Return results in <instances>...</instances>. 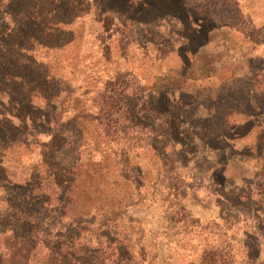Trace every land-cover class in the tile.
Masks as SVG:
<instances>
[{"label":"trees","instance_id":"1","mask_svg":"<svg viewBox=\"0 0 264 264\" xmlns=\"http://www.w3.org/2000/svg\"><path fill=\"white\" fill-rule=\"evenodd\" d=\"M116 4V0L112 3L111 0H0V191L4 194L1 197L3 207H0V236L9 231L10 239L25 246L28 252L39 246L47 251V257L59 264H176L177 259L181 261L178 264H264L259 255L264 252V224L260 222L264 213V193L254 191L256 188L251 182L241 187L248 191L233 195H222L217 189L213 191L212 186H184L177 180L180 175L175 167L182 156H196L202 148L213 149V142L227 146L231 138L228 125L238 129L256 120L252 126L258 129V144L259 140L264 142V115L253 119L251 115L241 114L240 121L231 124L228 121L231 116L226 115L219 130L210 134L206 126L208 120H204L199 127L202 134L197 136L202 148H194L195 152H191L185 146L178 150L174 141L187 142L189 134L185 127L198 130L192 127L193 115L185 117L184 112L174 113L167 97L156 98L163 105L156 108L150 103V109L142 115L151 128L144 130L145 133L139 129L135 138H143L150 142L149 145H126L121 138L126 133L117 124L126 119L121 110L127 107L128 98L122 97L124 85L115 87L118 83L114 79L104 81L93 100L84 104L86 108L81 107L67 118L65 124L73 125V131L47 128L48 123H57L59 114L49 115L35 108L34 97H42L48 107L52 100L47 94L55 85L64 84L58 73H50L45 63L31 57L32 47L43 46L35 31L39 30L48 38L61 37L62 28L78 20L83 25L86 13L90 12L97 17L95 20L104 23L107 18H101L111 17L119 10L120 5ZM62 8L67 11L66 17L70 16L69 21L53 19ZM259 29H253L257 31L253 37L256 47L264 42V28ZM105 33L106 30H102L100 34L105 36ZM98 41L100 47L106 46V40L98 37ZM72 43L71 38L65 39L55 49H47L62 51ZM248 75L247 81L253 89H256L251 82L254 79L260 78L258 85L264 84V58L255 69L250 67ZM84 86L74 84L76 90ZM259 88L254 105L264 110V88ZM66 93L73 94L68 90ZM87 93L88 90H84L75 97L76 101L85 102ZM141 100L137 104L148 103ZM137 104L132 103L133 108ZM86 121L95 122L96 129L87 131ZM155 123L158 127L165 126V130L155 128ZM46 134L48 139L40 142L38 138ZM88 134L90 139L86 137ZM73 138L76 139L74 143ZM28 139L32 144H40L39 166L36 169L33 166L25 180L16 181L2 167V160L15 149L27 151ZM161 141L170 144L169 152L159 155L156 181L148 187L143 180V170L138 163L130 162L129 154L134 150H156L153 146ZM65 147L74 154L72 162L56 159L58 151ZM252 153L261 163L260 173L254 171L253 175L260 177L264 175V147ZM161 179L176 183H167L168 191L164 193L152 192V188L159 187ZM121 183L129 190L110 191L112 186ZM213 186L216 188L217 183ZM201 188L208 191H198ZM45 189L52 191L46 194ZM170 197L173 199L169 200ZM165 201L167 205L161 207V214L157 215L162 222L154 229L152 224L157 219L149 211H153L154 204ZM252 202L259 206L250 211L246 206ZM78 203H82L81 207ZM134 212L138 219L133 217ZM143 219H148L149 224L144 225ZM179 222L181 225L176 228ZM239 222H243L242 227L236 228ZM160 228L161 234L157 236ZM228 230L231 234L226 236ZM192 233L196 236L195 244L189 237ZM179 245L180 252H184L182 255L175 253ZM186 248L191 253L196 252L195 258L185 254ZM21 261L29 263V259Z\"/></svg>","mask_w":264,"mask_h":264},{"label":"rangeland","instance_id":"2","mask_svg":"<svg viewBox=\"0 0 264 264\" xmlns=\"http://www.w3.org/2000/svg\"><path fill=\"white\" fill-rule=\"evenodd\" d=\"M116 2L117 7L120 5L119 10L114 11L111 17L101 18H107L108 21L105 20L104 23L95 20L97 17L90 12L86 13L83 25L78 20L62 28L61 37L48 38L41 35L39 30L35 31L36 38L43 46L32 47L31 57L39 63H45L50 73H58L64 83L55 85L56 87L47 94L52 100L48 107L42 97L33 98L38 112L59 114L57 123H48L47 128L73 131V125L65 124L67 118L76 114L81 107L86 108L84 104L87 105L93 100L98 87L110 79L118 83L115 87L121 83L125 87L122 97L128 98L126 99L128 105L123 106L121 112L126 115V119H121L117 127L126 133L121 138L130 146L149 145L150 142L135 137L139 129L145 133L151 128L149 121L142 115L150 109V103L155 104L156 108L163 105L161 101L156 100L160 97L169 99L174 113L184 112L185 117L187 114L193 115L190 121L192 127L198 130L192 131L185 127L189 134L187 142L183 144L179 139L174 141L177 149L185 146L191 149V152H195L194 148H202L197 136L202 134L199 127L203 125L204 120H208L206 126L210 134L219 130L226 115L231 116L228 119L230 124L240 121L241 114L251 115L253 119L254 116L264 115V110H258L254 105L255 94L259 87L264 88V84L260 86L258 85L260 78L254 79L255 81L251 82L256 89H253L247 81L250 67L255 69L260 59L264 58V42L256 47L253 41L257 32L253 29L264 28V0H116ZM146 4L149 7L145 8ZM64 9L52 14L55 21L71 19L70 16L66 17L67 11H63ZM175 13L178 15L174 16ZM72 14L74 16L75 13ZM102 30H106L105 36L101 35ZM260 31L259 29L258 32ZM98 37L106 40V46H99ZM70 38L73 43L66 45L64 50H54V47L63 40ZM47 47L54 49L49 50ZM117 73H120V77ZM75 83L85 86L76 90ZM86 89L88 90L86 101L81 100V103L76 101L75 97ZM66 90L72 91L73 94L68 95ZM223 97L226 98L219 102ZM139 99L148 103L141 106V103L137 104ZM3 101L5 102L6 98H3ZM132 103L137 106L133 108ZM253 121L238 129L228 125L227 131L229 130L231 138L227 146L213 142L211 150L202 148L196 156L190 154L180 157L177 160L178 164L175 165L180 175L177 179L180 184L191 185L194 188L199 184L204 185L203 187L212 186L213 191L217 189L222 195H233L238 191H248L241 187L251 182L252 187L256 188L254 191L264 193V175L260 177L253 175L254 171H260L261 163L251 152L258 148L262 150L264 147L261 140L258 144V129L252 126ZM84 125L87 131L96 129L95 122L86 121ZM153 126L158 130H165V126L158 127L157 123ZM108 128L110 129V126ZM192 135L195 137L192 138ZM48 137L46 134L38 139L42 142ZM86 137L90 139L89 134ZM72 141L74 143L76 139L73 138ZM27 142L29 144L27 151L23 148L15 149L2 160V167L16 181L25 180L32 167L36 169V166H39L40 144L39 142L32 144L30 139ZM169 146V143L161 141L153 146L156 150H134L129 154L130 162L138 163L143 170V180L149 184L148 187L156 181L160 167L159 155L165 151L169 152ZM135 154L138 155L137 159L134 158ZM73 157L74 154L65 147L58 151L56 159L68 163L72 162ZM37 169L41 170L40 167ZM244 177L246 179H242ZM167 183L170 185L176 182ZM167 183L161 179L159 187L152 188L151 191L164 193L168 191ZM214 183H217L216 188L213 186ZM128 190L129 187L124 183L110 189ZM44 191L50 194L52 190ZM198 191L208 190L201 188ZM3 195V191H0V207H3L1 204ZM81 205L82 203H78L77 206ZM154 205L156 206L152 208L153 211L149 212L154 213L157 219L152 222L156 229L162 222L157 215L161 214V207L167 204L165 201ZM257 206L259 205L252 202L246 207L252 211ZM131 212L130 209L129 213ZM261 216L260 222L264 224V213ZM133 217L138 219L136 212L133 213ZM142 222L144 225L149 224L148 219H143ZM250 222L251 220L247 224ZM180 223H177L176 228L180 227ZM242 223L239 222L236 228H241ZM161 229H157V236H160ZM226 232V236L231 234L229 230ZM193 233L189 237L195 244L196 236ZM10 234L7 231L4 236H0V264H23L22 258L29 259L27 264H59L47 257V251L39 246L28 252L25 246L10 239ZM181 249L179 245L175 253L179 255ZM163 252L161 249L160 254L163 255ZM170 253L173 255L172 251ZM194 253L186 248L185 254L192 259L195 258ZM254 254L255 252L252 253ZM259 255L264 259V252ZM178 262L181 263L178 259L174 261L176 264Z\"/></svg>","mask_w":264,"mask_h":264}]
</instances>
